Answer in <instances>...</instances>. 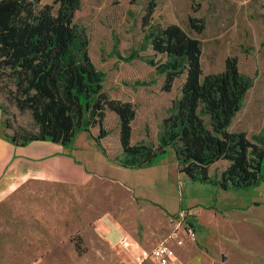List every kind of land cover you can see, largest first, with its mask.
Returning <instances> with one entry per match:
<instances>
[{
  "label": "rangeland",
  "instance_id": "rangeland-1",
  "mask_svg": "<svg viewBox=\"0 0 264 264\" xmlns=\"http://www.w3.org/2000/svg\"><path fill=\"white\" fill-rule=\"evenodd\" d=\"M53 2L42 0L44 5ZM152 4L154 13L150 25H145ZM190 18L203 25L201 34L188 28ZM73 23L95 68L105 76L104 91L111 99L134 105L132 136L136 146L158 151L163 121L173 115L181 98L186 75L175 80L171 92H164L165 75L157 68L166 59L154 54L149 39V33L159 28L178 25L201 42L205 76L222 73L226 60L235 58L239 71L253 81L229 131L245 133L264 149V0H80ZM133 52L137 57L126 62ZM0 107L7 113L0 112L1 136L12 137L19 129L38 133L30 112H20L3 93ZM7 119L12 129L4 127ZM204 119L209 124L208 117ZM118 124V117L108 112L102 128L113 137ZM90 131L100 135L98 126ZM75 138L76 145H84L87 134L79 132ZM169 150L176 163L174 151ZM228 166L225 161L213 165L208 183L192 182L176 166H170L183 198L182 210L197 227L195 245L216 264H264V182L251 190L223 188L219 183ZM9 209L0 205V264H39V224L34 219L13 217ZM63 238L65 245L69 241L80 246L83 254L79 234ZM61 256L63 264H77L68 260L67 250Z\"/></svg>",
  "mask_w": 264,
  "mask_h": 264
},
{
  "label": "trees",
  "instance_id": "trees-1",
  "mask_svg": "<svg viewBox=\"0 0 264 264\" xmlns=\"http://www.w3.org/2000/svg\"><path fill=\"white\" fill-rule=\"evenodd\" d=\"M206 1V0H205ZM80 0H0V93L20 111L30 112L37 134L24 129L1 137L25 147L46 141L68 147L79 132L100 127L108 112L119 119L125 167L151 166L174 151L178 172L192 182L208 183L209 169L229 163L219 186L251 190L264 182V149L245 133L229 131L241 111L253 81L245 77L235 58H228L220 74L205 76L201 42L178 25L149 33L155 55L165 57L158 72L165 75L164 92L186 75L174 113L163 121L158 151L131 144L136 109L130 102L111 99L104 91L105 76L91 61L86 45L74 26ZM154 5L144 18L150 25ZM188 28L201 34L200 21L190 18ZM133 52L126 62H132ZM154 66V65H153ZM0 111L7 116L6 111ZM204 116L209 119L206 123ZM5 128L12 129L9 119ZM81 252V247L76 246Z\"/></svg>",
  "mask_w": 264,
  "mask_h": 264
},
{
  "label": "crops",
  "instance_id": "crops-1",
  "mask_svg": "<svg viewBox=\"0 0 264 264\" xmlns=\"http://www.w3.org/2000/svg\"><path fill=\"white\" fill-rule=\"evenodd\" d=\"M83 133L84 145L75 138L68 147L46 141L19 147L0 135V205L39 224V264L65 263V250L77 264H159L149 256L163 242L169 264H216L192 240L179 246L170 238L171 219L185 209L170 150L151 166L125 167L119 124L113 137ZM66 234L80 235L83 254L65 245Z\"/></svg>",
  "mask_w": 264,
  "mask_h": 264
},
{
  "label": "built area",
  "instance_id": "built-area-1",
  "mask_svg": "<svg viewBox=\"0 0 264 264\" xmlns=\"http://www.w3.org/2000/svg\"><path fill=\"white\" fill-rule=\"evenodd\" d=\"M171 223L176 226L170 238L176 241L179 246L184 244L185 239H190L193 242L196 241L197 232L195 225L190 221V215L187 211L181 210L176 217L171 219ZM170 256L171 251L167 246V243L163 242L152 251L149 257L157 261L159 264H169Z\"/></svg>",
  "mask_w": 264,
  "mask_h": 264
},
{
  "label": "water",
  "instance_id": "water-1",
  "mask_svg": "<svg viewBox=\"0 0 264 264\" xmlns=\"http://www.w3.org/2000/svg\"><path fill=\"white\" fill-rule=\"evenodd\" d=\"M222 259H223V261H226V257L225 256H222Z\"/></svg>",
  "mask_w": 264,
  "mask_h": 264
}]
</instances>
